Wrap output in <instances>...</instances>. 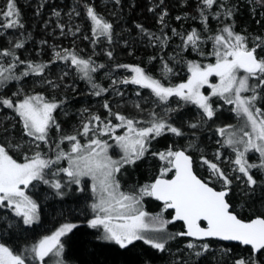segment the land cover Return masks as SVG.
<instances>
[{
  "label": "snow or ice",
  "instance_id": "1",
  "mask_svg": "<svg viewBox=\"0 0 264 264\" xmlns=\"http://www.w3.org/2000/svg\"><path fill=\"white\" fill-rule=\"evenodd\" d=\"M257 2L264 4V0ZM201 3L205 8L211 9L217 0H201ZM201 14L204 15L203 10ZM86 15L91 22L93 37L98 39L104 36L110 42L113 25L98 15L91 6L86 8ZM0 16L6 21L0 24L5 29L23 27L15 0H6L4 9H0ZM226 16H232L231 10L226 11ZM205 26L207 27L206 22ZM137 27L141 26L137 25ZM61 30L63 31V28ZM173 34H176L175 29ZM152 38L149 36V39ZM155 39L161 38L155 37ZM208 39L213 43L211 55L215 56V63L203 66L189 64L190 75L187 81L173 87H165L140 67L128 65L117 67L128 68L133 73L130 79L123 80L124 84H135L150 89L162 104H167L170 97H178L182 101L194 104L208 119H212L216 112L211 97H218L224 103L232 105L231 110L242 121L241 128L238 132H229L228 128L232 127L229 125L217 131L224 138L222 146L230 147L235 152V159L231 161L236 166L233 172H238L240 175L234 178L241 181L248 190L245 194H249L254 192L257 185V180L250 170L258 168L264 171V109L257 106L258 102L264 99V94L259 91L264 89V56L257 52V48L264 51V41L256 37L258 43L249 47L247 37L234 32L231 25L223 27L218 34L209 36ZM201 40L202 37L196 30L182 37V43L194 49L198 48V42ZM92 42L95 43V39ZM23 46V42H16L13 49H21ZM13 49L0 50V59L9 58L6 62H0V86H5L11 81L19 83L23 77L29 75H42L46 67L43 64L20 60ZM107 55L111 58L112 53L109 51ZM56 60L70 61L71 66L89 81L91 80L89 71L97 70L90 59L79 58L69 50H65L63 55L55 53L52 63ZM20 65H24V69L17 71ZM165 68L166 71L171 72L167 65ZM238 73L243 74L238 75ZM213 76L218 78V83H210L209 78ZM47 83L57 87L52 81ZM115 83L117 82L113 81V84ZM205 85L211 89V96L201 92V88ZM91 86L96 89L93 92L96 96L106 91L95 83ZM12 96L17 99L0 96V107L11 109L16 114L23 128V135L32 141L40 142L35 145L36 148H40L41 143L48 144L50 129L54 127L57 132L61 131L53 117V112L60 107L62 101L59 103L48 101L39 94L22 95V89H17ZM104 108L109 115H112L108 103L104 104ZM150 116L151 120L146 122L148 126L136 127L141 121L126 118L119 113L115 114L119 124H113L110 120L105 122L100 116L92 115L76 134L61 137L60 143L65 141L70 143V151H57L55 160L45 159L41 152L37 151L31 157L25 156V162L18 163L9 154L8 147L0 145V207L11 210L23 225L32 226L39 220L38 204L25 194L21 186L28 188L33 181H41L54 189L56 195L63 196L62 189L66 185L56 180L49 181L45 169H50L53 164L66 159L68 167L58 169L53 175L64 173L69 178L68 184L80 185L84 177L91 180L94 202L90 207L94 218L88 221V227L100 230L99 239L102 241L115 244L120 249H127L135 241L142 240L152 249L164 252L169 240L176 237L189 238L185 248L197 258L209 252L210 244L207 243L209 240L235 241L247 246L249 255L247 258L235 259L233 264H264V216H257L247 221L239 218L227 199L233 178L216 163L201 157L202 163L208 166L212 178L222 181L221 190L214 189L194 174L193 160L185 150H174L169 147L165 152L152 153L162 162L159 174L153 182L140 187L138 193L135 190L132 192L121 190L117 174L125 165H134L142 159L148 151L151 140L166 132L175 136L184 135L179 128L169 124L163 117H158L155 112L150 113ZM197 126L194 123L189 125L193 129ZM121 127L126 128L127 131L123 135H115L116 129ZM90 133L110 136L122 150L123 156L120 159H112L108 155L110 145L107 141H102L96 135L90 136ZM81 135L88 138L87 144H82L78 140L77 137ZM60 143L56 145L57 149H60ZM237 145L243 150H238ZM15 147L19 148L21 145ZM249 153L258 154L259 163H253L250 158H246V154ZM216 158L220 159L219 152ZM169 173L172 174L170 177ZM144 196L161 201L162 212L168 209L174 210L171 219L163 220L161 213L153 218V225L146 224L147 213L139 207ZM177 221L183 223V230L167 234L166 225ZM0 227L3 225L0 224ZM76 227L77 225L73 223H64L51 235L43 236L19 253L0 243V264H28L29 261H32V264L36 261L40 264H49V262L65 264L62 258L65 249L61 238L72 233ZM148 231L160 235L145 236L144 233Z\"/></svg>",
  "mask_w": 264,
  "mask_h": 264
},
{
  "label": "rangeland",
  "instance_id": "2",
  "mask_svg": "<svg viewBox=\"0 0 264 264\" xmlns=\"http://www.w3.org/2000/svg\"><path fill=\"white\" fill-rule=\"evenodd\" d=\"M131 1L132 0H125V3L128 2V4L132 5ZM171 1L179 6H184L187 0H168L167 3ZM198 1L201 2V0ZM219 1L220 0H217V2ZM164 2H161V0H146L147 11L148 13H153L152 16L155 17L157 24L162 22L161 17L164 18L166 13L165 9L167 4ZM15 3L24 20V25L22 28L14 27L8 29L0 26V47H3L2 50L9 49L14 43L22 40L23 43H26L24 45L26 47H23L24 50L21 52L22 60L34 64L45 63L46 67L42 75H31L27 80H21L19 83L15 82L11 93L0 94V96H7L16 100L17 97L12 96V93L17 89H22V95L39 94L44 96L48 101H55L58 103L62 101L63 103L60 104V107L53 112L55 121L57 115L62 118L71 113L72 117L68 120V127H60V132H57L54 127L50 129L53 133L50 134L49 131L51 137H48V144L41 143L40 148H36L35 145L40 142L32 141L30 138L23 135V128L16 114L11 109L0 107V145L8 147L9 154L13 159L18 163H23L25 162V156L31 157L35 152L39 151L43 158L55 160L57 151H70V143L67 141L60 143L61 137L63 135L76 134L81 130L82 124L88 122L92 115L100 116L102 121L106 122L110 120L113 124H119L120 122L115 119V114L119 113L126 118L141 121L136 127H146L148 126L146 122L151 120L150 113L155 112L158 117H163L169 124L179 128L184 135L175 136L166 132L164 135H167L172 141L180 137L181 144L169 141L165 147L154 149L152 153L165 152L169 147L174 150L183 149L185 152H190V155H194V157H192L194 158L195 167L199 175L209 184L222 189V181H217L212 178L208 166L202 163L201 157H204L216 163L226 174L233 178L231 193L240 197L246 195L245 193L248 190L244 188L240 180L234 178L240 175L238 172H233L236 166L231 161L235 159V152L230 147L222 146L224 138H222L217 131L219 128H227L229 125L232 126L228 128L229 132H238L241 128L242 121L231 110L233 107L232 105L224 103L218 97H211V102L216 112L212 119H208L203 116L200 109L190 102L182 101L178 97H170L167 104H162L152 94L150 89L141 88L139 85L135 84L123 83V80L126 78L130 79L133 73L130 72L128 68L117 66L128 65L131 67H138L133 63L134 61H130L133 60L131 55L135 45L150 52H153L155 49L158 50V48L155 46L153 38H144L136 31L127 34L128 31H126V27L120 22L118 12L119 6L121 7L123 3L122 0H15ZM254 3L260 4L257 0H245V4L252 17L256 15L255 8L257 6L255 7ZM5 5L6 0H0V9H4ZM88 6L93 7L97 14L103 17L105 21L113 24L114 29H112L110 42L109 39L104 36H100L98 39L93 37L91 22L86 15V8ZM204 9L206 11H211L208 25L210 28H204L209 34L214 36L218 34L220 29L230 25L223 21L224 14L220 10L218 3L211 9H207L204 6ZM56 13H59V15H56ZM257 15L260 19L264 18L262 13ZM2 23L4 22L2 18H0V24ZM203 24H205V22ZM61 28H63V31ZM204 29L202 31H204ZM262 34L264 35V30ZM94 39L95 43L92 42ZM256 43H258V41H256L253 35L247 37V44L249 47L254 46ZM204 45L205 44H203V46ZM111 49H113V52H111L112 56L110 58L107 53ZM65 50L75 53L79 58L85 60L90 59V61L94 63L97 70L95 72L89 71L91 77L90 81L83 78L82 73L71 66L70 61L56 60L52 63L55 53H61L63 55ZM257 50L261 51L260 48H257ZM261 56L264 55L262 54ZM8 59L9 58H2L0 62H6ZM124 59H126L124 63L120 62ZM205 62L206 63L202 64L190 62L189 64L195 63L203 66L212 63L208 61ZM100 65H103V67H99ZM167 67L171 69V72L166 71L164 66V69L156 70L158 78L154 76L151 77L158 80L165 87H173L187 81L190 73L184 72L181 63H177L171 58ZM22 68L24 69V66ZM65 72L68 74L64 75ZM94 74H96V76H94ZM242 74L243 73H238V75ZM209 80L210 83L219 82L218 78L214 76L210 77ZM47 81H52L57 87H53L51 84L47 83ZM113 81L117 83L113 84ZM251 82L255 83V81ZM92 83L98 85L100 89H106V91L102 92L100 96L94 95L93 92L96 91V89L92 88ZM261 90L262 89L259 91L261 92ZM201 92L211 96V89L207 85L201 88ZM67 95L73 96V99L79 101V106L75 110L70 108L66 109V107L63 106L66 102L65 96ZM261 100L257 104L258 107L262 106ZM105 103L110 105L112 115H109L108 111L104 108ZM137 105L140 107L138 108ZM85 109L87 111H85ZM168 109H172V111H168ZM56 123L58 124V122ZM193 123L198 125L195 129L189 127V125ZM93 124H95V121H93ZM15 125H18L19 133H15ZM126 131L127 129L124 127L117 128L115 135H123ZM92 135H96L102 141H107L110 145L108 148V155L112 159H120V157L123 156L122 150L110 136L90 133V136ZM160 137L151 140V143L148 145V150L151 144H154ZM77 138L82 144L88 143L87 137L81 135ZM58 143H60V149L56 148ZM15 145H21V147L17 148ZM236 147L238 150H243L240 145ZM147 152L136 164L143 160L146 164L149 162V159H147ZM217 152L220 153V159L216 158ZM246 158H250L253 163H259L258 154L249 153L246 154ZM155 159L160 161L157 157H155ZM134 165H125L121 169V172L117 174V179L121 184L122 191L132 192L135 190L138 193L139 188L145 185H142L143 182L140 186L132 185V176L130 174L126 175L127 169L131 170ZM64 167H68V161L66 159L59 161L57 164H53L50 169H45L46 178L49 181L56 180L61 182L62 185H66L62 189L64 193L68 191V186H74L77 187V190H81L86 184L91 197L89 208L92 218H94V213L90 207L94 202L91 180L84 177L81 179L80 185L68 184L69 178L64 173L59 172L57 175H53L58 169ZM160 168L161 167L158 168L157 175L159 174ZM250 171L252 175L254 173L258 174L260 176V181L264 185V171L258 168H253ZM153 180L154 179L151 178L146 184L153 182ZM35 182L38 187L44 186L50 191L56 192L49 185L41 181H33L32 183ZM21 187L25 194L30 196V194H28L31 189L30 185L28 188ZM150 201H152L150 196H144L139 205V207L147 213L145 223L150 226L153 225V218L161 213L162 219L168 220L169 218L162 212L160 207L157 208V206ZM38 221L36 223H38ZM98 232L100 233V230H98ZM176 232H179V230L169 229L168 224L166 225L167 234H174ZM144 235L155 237L160 234L148 231L145 232ZM62 258L64 259V253ZM28 264H32V261ZM35 264H40V262L36 261ZM49 264H51V262H49Z\"/></svg>",
  "mask_w": 264,
  "mask_h": 264
},
{
  "label": "trees",
  "instance_id": "3",
  "mask_svg": "<svg viewBox=\"0 0 264 264\" xmlns=\"http://www.w3.org/2000/svg\"><path fill=\"white\" fill-rule=\"evenodd\" d=\"M167 1L161 0V2L167 4L165 9L166 14L162 22L157 24L155 17L152 16L153 13H148L147 11L146 0H132V5L122 0L123 3L121 7L119 6L118 12L120 22L126 27V31H128L127 34L136 31L144 38L151 36L153 37L155 46L158 48V50L155 49L153 52H150L135 45L131 55L133 60L130 61H134L133 63L146 74L156 78H158L156 70L164 69V66L168 65L171 58L177 63H181L186 73L188 72L190 62L202 64L208 61L215 63V56L211 55L213 43L208 39L209 36L213 35L204 29L210 28L208 25L211 11H206L204 5L198 0H187L184 6H179L173 1L168 2V4ZM217 3L224 14L223 21L229 23L234 32L242 34L245 37L253 35L255 38L260 37L262 41L264 40V35L262 34L264 30V18L260 19L257 15L259 13L264 15V4L254 3L255 7L257 6L255 8L256 15L252 17L245 4V0H220ZM201 10H203L204 15L201 14ZM227 10H231V17L226 16ZM0 18L6 23L2 16ZM206 21L207 27L203 24ZM20 22L24 25L21 15ZM137 25L141 27H137ZM173 29H175V35L173 34ZM203 29L204 31H202ZM193 30H196L202 37L196 49L182 43V37H186ZM155 37H160L161 39L157 40ZM25 44L23 43V45ZM203 44L205 45L203 46ZM13 45L9 49H13ZM23 47L25 48L26 46ZM23 47L21 49H13L20 60H22L21 52L24 50ZM2 49L3 47H0V50ZM110 52H113V49ZM257 52L260 55H264V51L257 50ZM201 53H204V55H201ZM125 60H121L120 62L124 63ZM23 66L20 65L17 71H22ZM30 76L23 77L21 80H27ZM15 82L11 81L5 86H0V94L11 93ZM261 93L264 94V89L261 90ZM65 97L66 102L63 106L66 109L75 110L79 106V101L73 99V96L67 95ZM261 101V107L264 109V99ZM71 117V113L62 118L57 115L56 122H58L61 128H65L68 127V120ZM14 129L15 133H19L18 125H15ZM52 133L53 131H50V134ZM50 134L49 136L51 137ZM169 141L172 140L167 135L161 136L154 144H151L147 152V159H149L147 164L143 160L134 165L131 170L127 169L126 175L130 174L133 178L131 180L132 185L140 186L142 182V185L146 184L151 178L154 179L157 176L158 168L162 166V163L155 159L152 152L154 149L165 147ZM172 142L181 144L180 137ZM186 153L190 154V152ZM192 156L194 157V155ZM193 163L194 172L205 181L196 170L194 158ZM253 176L258 181L254 192L242 197L230 192L227 198L232 206V210L239 218L245 221L257 216H264V185L260 181L258 174L254 173ZM212 186L218 189L217 186ZM30 188L28 194L38 204V223L32 226H25L22 221H19L14 216L11 210L4 207L0 208V224L3 225V227H0V243H4L17 253L23 251L26 247H30L43 236L51 234L62 224L73 223L77 227L72 233L62 237L65 249L64 259L67 264H233L235 259L247 258L249 255L248 248L236 244L209 240L207 241L210 244L209 252L197 258L185 248L188 239L182 237L169 240L164 252L152 249L142 241H135L127 249H120L115 244L99 239L100 233L98 230L88 227V221L92 219V215L89 208L91 197L86 184L81 190H77V187L74 186H68V191L61 197L44 186L38 187L36 182L31 183ZM150 202L157 206L155 202ZM168 227L169 229L180 230L179 226L175 224H168Z\"/></svg>",
  "mask_w": 264,
  "mask_h": 264
},
{
  "label": "water",
  "instance_id": "4",
  "mask_svg": "<svg viewBox=\"0 0 264 264\" xmlns=\"http://www.w3.org/2000/svg\"><path fill=\"white\" fill-rule=\"evenodd\" d=\"M178 150H182V149H178ZM187 155H189L190 157H191V155L190 154H188V153H186ZM192 158V157H191ZM192 160H193V158H192ZM193 172H194V163H193ZM194 174L196 175V173L194 172ZM198 178H200L199 176H197ZM201 179V178H200ZM202 180V179H201ZM154 181V180H153ZM203 181V180H202ZM210 186V185H209ZM212 187V186H211ZM215 189V188H214ZM217 190V189H216ZM151 199L152 200H154V201H156V202H158V203H160V204H163L161 201H158V200H155L153 197H151ZM168 211H171L172 212V215L174 214V210H172V209H168ZM172 217V216H171ZM254 218H256V217H254ZM171 219V218H170ZM253 219V218H252ZM247 221V220H246ZM177 222H179V223H182L181 221H177ZM177 222H174V223H177ZM171 224H173V223H171ZM183 224V223H182ZM189 239V238H188ZM214 241H216V240H214ZM218 242H221V243H227V244H236V245H239V246H241V247H245V248H248L247 246H244V245H240L238 242H235V241H218Z\"/></svg>",
  "mask_w": 264,
  "mask_h": 264
},
{
  "label": "flooded vegetation",
  "instance_id": "5",
  "mask_svg": "<svg viewBox=\"0 0 264 264\" xmlns=\"http://www.w3.org/2000/svg\"><path fill=\"white\" fill-rule=\"evenodd\" d=\"M171 176V175H170ZM169 176V177H170ZM156 178V177H155ZM154 178V179H155ZM166 178H168V177H166ZM205 182V181H204ZM207 183V182H206ZM210 186H212V185H210ZM213 187V186H212ZM215 188V187H214ZM216 189V188H215ZM217 190H221V189H217ZM228 198V197H227ZM152 200V199H151ZM153 202H155L156 204H157V208H159L160 207V209L162 210L163 209V204H160V203H158V202H156V201H154V200H152ZM1 208V207H0ZM165 214H166V216L170 219L171 218V216H172V212L171 211H163ZM168 219V220H169ZM178 225L179 226V231H181V230H183V224L182 223H179V222H177V223H173V225ZM185 239H188V238H185ZM189 240V239H188Z\"/></svg>",
  "mask_w": 264,
  "mask_h": 264
},
{
  "label": "bare ground",
  "instance_id": "6",
  "mask_svg": "<svg viewBox=\"0 0 264 264\" xmlns=\"http://www.w3.org/2000/svg\"><path fill=\"white\" fill-rule=\"evenodd\" d=\"M47 221V220H46Z\"/></svg>",
  "mask_w": 264,
  "mask_h": 264
}]
</instances>
